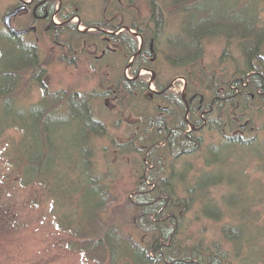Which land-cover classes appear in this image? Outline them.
<instances>
[{
  "label": "rangeland",
  "instance_id": "374dc122",
  "mask_svg": "<svg viewBox=\"0 0 264 264\" xmlns=\"http://www.w3.org/2000/svg\"><path fill=\"white\" fill-rule=\"evenodd\" d=\"M20 2L0 0V32L6 28L3 24L4 16ZM212 2L214 8L231 11L237 0ZM60 3L59 5V0L56 1V8H62L64 14L66 11H77L80 15L70 24L77 26L80 34H83L80 36L82 39L73 44L75 51L67 52L63 47L72 41L70 37L72 34H60L55 41L51 34L41 27L24 37L25 42L34 43L40 61L45 63V73L39 83L31 80V74L26 73L13 95L16 108L29 111L40 106L45 95L60 92L70 95L94 94L95 96L90 97L92 99L90 106L94 118L104 124L105 132L103 136L93 134L87 137L86 148L91 151V155L90 173L85 176L80 167L74 169L79 161L80 163L84 161V157L79 160L81 142L84 141L79 122L73 120L49 126L53 131L50 140L52 144H47L46 141L48 153L46 152L44 159L51 171L53 180L51 187L58 193V197L54 199L49 192V183L45 180H42L46 182L44 188L38 183L25 185L26 181L22 180L21 171L16 169L15 159L11 156L13 149L5 147V142L21 140L23 134L15 130L6 133L0 141V207L11 210L12 222L5 221L8 225L4 227L1 226L4 222L0 224V264H105L94 260L91 254H82L83 245L77 242L81 240L73 236L76 227L79 226V218L84 217V220H87L92 213L94 203L91 201L92 195L89 194L93 192L89 188L92 180L103 191H107L111 199L104 207L107 211L102 213L103 220L121 227L125 234L131 235L143 246L148 242V235L142 233L140 229L136 230L135 224L130 225L128 217L125 219L129 214L126 212L128 200L135 197L141 177L151 171L148 167L149 158L144 157L140 149L143 144L136 137L140 135L150 140L152 134V131L148 130L150 120L159 117V113L166 115L171 110V102L153 98L147 93L135 94L134 98L132 96L125 98L121 94L117 99L101 97L107 90L113 89L120 74H124L128 80L141 79L148 84L149 90L155 91L154 83L158 82L179 97L185 95L188 99L196 93L197 99L201 98L203 104L208 105L212 100L211 93L205 89L207 84L201 83L203 78H195L197 75L191 77L196 91L187 92L189 85L183 78L187 74L178 65H171L169 50L164 44H155L153 56L149 57L147 64H143L145 67L149 66L151 70L141 64L134 77L135 59H129L125 44L119 42L117 36L126 30L125 27L136 23L143 34L150 37L149 33L154 30V24L150 23L149 6L145 0H132L131 7L127 6L128 0H61ZM242 3L244 2L240 4ZM246 3L238 8L243 13ZM172 10L174 11L164 12L161 40L167 42L184 29L182 15L178 10ZM235 11L240 12L236 9ZM259 16L264 25V3L259 7ZM110 20L112 22L110 24L120 28L114 33L108 31L115 34L112 35L115 42L105 44L102 39L97 43L95 40L91 41V37L96 36V29L86 28L84 25L104 24ZM79 21L83 24H79ZM28 22L29 16L24 14L14 20L12 26L15 30H20L26 27ZM53 22L61 25L59 17H55ZM85 32L89 34L85 35ZM130 33L135 35L134 32ZM136 39L141 45V39ZM8 44L0 40V47L5 51L10 49L11 45ZM203 52L200 63L208 77L215 76V79L228 82L241 80L248 73L244 53L237 41L207 40L203 44ZM260 53L264 57V47ZM153 59L154 61L150 63L149 61ZM233 112L234 106L231 105L229 112L231 120L237 121L240 112L234 115ZM57 115L66 116L68 113L63 108L59 109ZM202 115L203 113L193 114L188 105L184 120L189 123L191 129L193 126L191 121L199 123L201 121L199 125L204 126L200 134L204 139L203 152L177 159L171 156L166 161L169 167L168 174L170 168H174L173 173L177 177L174 182L177 198L181 201L186 198L189 190L196 186L202 174L212 171V167H206L203 160L206 148L224 142L219 129H212L214 126H211L210 122L207 123ZM1 118L6 119L4 116ZM26 118V122L21 119L20 121L30 133L29 136H33L34 131H43L42 118L37 116V120L36 118L32 120L29 116ZM241 118L243 119L238 122L240 125L249 124L250 119L246 114ZM254 120L255 132H247L244 135L248 139L255 137L254 143L257 145L237 153L230 149L229 162L224 171L227 172L226 176L228 175L225 179L227 181L211 187L206 191L208 192L206 195L202 193L204 194L202 199L200 192L193 194L192 200L197 202L191 205L192 208L188 211L183 208L185 210L182 213L180 211L177 213L180 217L177 224V245L188 251L194 247L202 248L200 254L203 250L209 253L219 251L222 257L221 264H264V115L262 118L255 115ZM219 127L223 128L226 125ZM227 133L233 135V132ZM29 136H26V141L18 146L20 153L28 157L30 149L35 147L32 149V155L41 157L42 154L39 152L40 149L42 152L44 147L36 146L38 138L29 139ZM132 141L139 150L130 148L129 143ZM51 161L56 165L58 163L60 169H55L56 165L50 166ZM214 171L216 172V169H213ZM204 203L217 208L219 213L215 219L203 216L201 208Z\"/></svg>",
  "mask_w": 264,
  "mask_h": 264
},
{
  "label": "trees",
  "instance_id": "16d2710c",
  "mask_svg": "<svg viewBox=\"0 0 264 264\" xmlns=\"http://www.w3.org/2000/svg\"><path fill=\"white\" fill-rule=\"evenodd\" d=\"M128 1L127 6L131 7L132 0ZM145 1L149 6L150 23L154 24V30L149 31L150 37L145 36L136 23L125 27L130 31L134 30L135 35L125 30L117 36L119 42L125 44L129 59L139 53L133 63L136 66L134 77L137 75V71L140 70L141 64L142 66L147 64L149 57L153 56L155 44L167 46L171 65H178L187 74L183 78L187 80L189 85L187 88L188 93L196 91L194 84H192V76L197 75L195 77L197 79L203 78L204 80L201 83L207 84H205V89L212 95V100L208 105L203 104V102L201 104L202 100L201 98L197 99L198 94L196 93L186 101H188L193 114L203 113L207 123L210 122L211 126H214L212 129H219L220 133L223 134L224 142L218 146L213 145L206 148L203 160L206 167H212V171L202 174L196 186L189 190L186 198L183 201L179 200L174 183L177 177L173 173V167L170 168V174L167 173L169 167L166 165V161L171 156H175L177 159L203 152L204 139L200 134L204 130V126L199 125L201 121L200 123L191 121L190 123H193L191 130L189 123L184 120V115L187 112L185 105L187 103L182 96L172 94L169 88L161 86L158 82H155L154 85L159 93L150 92L146 82L141 79L128 80L124 74H120L113 85V89L107 90L101 97L117 99L121 94L125 98H130L135 94L147 93L153 98H161L169 103L171 102V110L166 115L159 113V117L150 120L148 127L150 128L148 130L152 131H150L152 133L150 140L148 138L144 139L140 135L136 137L143 144L142 147H139L142 149V155L149 158L148 167L151 168V171L150 174L141 177L135 197L128 200L126 212H129V214L125 219L128 217L131 221L129 224H135L136 230L140 229L142 233L147 234L149 240L143 246L135 241L131 235L125 234L121 227H117L113 222L108 223V220L106 222L103 220L102 213L107 211V209L104 210V207L110 203L111 199L107 191H103L94 180L89 183V188L93 190L92 193H89L92 195L91 201L94 203L92 213L87 220H84V217L79 218V226L76 227L73 236L82 241H77L83 245L82 254H91L94 260L105 264H221L222 257L219 251L209 253L203 250V253L200 254L202 248L197 249L194 247L188 251L177 245V224L180 222L177 213L192 208L191 205L197 202L192 200L193 194L200 192L202 199L204 194H208L206 191L211 187L227 181L225 179L228 175L226 176L227 172L224 171H226L229 162L230 149H234L237 153L245 148L257 145L254 143L255 137L248 139L244 134L255 132V115L258 118H262L264 115V62L256 60L259 58L258 56H261L260 51L264 47V25H262V19L259 16V7L264 3V0H237L231 11L214 8V4H211L213 3L212 0ZM241 2H247L244 13L238 9L244 5V3L240 4ZM254 3H257V5L255 6ZM172 9L178 10V13L182 15L184 29L180 30L177 36L167 42L161 40L162 29L164 28V12H173ZM235 9L240 12L237 13ZM44 26L46 27L47 24L44 23ZM52 26V29L48 32L55 41L58 40L60 34H72L70 36L72 41L64 44L63 48L67 52L75 51L73 44L80 41L82 39L80 36H83V34L67 27L63 29ZM118 29L120 30L116 27V31ZM95 35L91 37V41L95 40V43L101 41L103 37L102 41L105 44L115 42V38L107 33H96ZM90 36L92 35L90 34ZM136 38L142 39L141 45ZM214 39H225L227 42L237 41L240 43L241 51L244 53L246 65L249 69L241 80L226 82L222 79H215V76L208 77L204 73L200 63L204 53L203 44L207 40ZM0 40L11 45L8 44L10 46L9 51H5L0 47V141L9 130L22 132L23 137L21 140L5 142V147L13 149L11 156L15 159L16 169L18 168L21 171L20 174H22L23 179H20L25 180L27 186L38 183L44 188V184L49 183V192L54 199L56 196L58 197V193L51 187L53 186L52 175L49 166H46V159H44V155L48 153L46 146L50 143L51 134L53 133L49 126L54 123L62 124L73 120L79 122L80 132H82L84 138L80 146L79 160L84 157V161L81 163L79 161L78 166H75L74 169L80 167V170L87 176L90 173L89 158L91 155V151L86 148L87 137L93 134L103 136L105 132L104 124L94 118L90 106L92 100L90 97L94 94L70 95L60 92L45 95V99L40 106H36L29 111L17 110L13 95L18 85L23 81L26 73L31 74V80L39 83L45 73V63L40 61L34 43L25 42L24 39L9 34L5 29L0 32ZM152 61L154 59L149 62ZM253 64H255L254 67ZM256 64L259 65L256 66ZM145 68L151 70L149 66ZM193 98L195 100L191 101L190 99ZM216 98L218 99L214 101ZM231 105L234 106L233 115L238 111L240 112V117L236 118L237 121L231 120L229 114ZM1 108L4 110H1ZM63 108L66 109L68 115H57L59 109ZM245 114L250 119L249 124L240 125L238 122L243 119L241 117ZM2 116L6 119L1 118ZM28 116L32 120H35L36 116L42 118L43 131H34L33 136H29L30 133L20 121L21 119L26 122ZM167 118L170 119L167 120ZM221 125H226V127H219ZM227 131L233 132V135H228ZM26 136H29V139L38 138V141L35 142L36 146L44 147L43 151L41 152L40 149L39 152V154H42L41 157L38 158L32 155L34 146L30 149L28 157L20 153L18 146L26 141ZM133 143V141L129 143L130 148H136ZM136 149L139 150V148ZM259 159L261 160V157ZM52 165L56 164L51 161L50 166ZM55 169H60L58 163ZM213 169H216V172H213ZM21 182L23 183V181ZM79 195L77 196L79 197L78 205L80 208ZM201 209V213L207 219H215L219 213L217 208H213L211 204L204 203ZM10 211L7 207H0V224L4 222L1 226L8 225L5 221L10 220V223L12 222ZM80 211L82 212V209Z\"/></svg>",
  "mask_w": 264,
  "mask_h": 264
},
{
  "label": "flooded vegetation",
  "instance_id": "af4514ba",
  "mask_svg": "<svg viewBox=\"0 0 264 264\" xmlns=\"http://www.w3.org/2000/svg\"><path fill=\"white\" fill-rule=\"evenodd\" d=\"M21 2L14 8L10 9V11H8V13H6V15L3 18V24L6 27L5 30L11 34L16 36L17 38H21L24 39L25 36H27L30 33H34L36 32V30L38 28H43L46 29V31H50L52 29V25H54V28H56L55 26H58L57 24H55L54 18L55 17H59L61 19V25L58 26L59 28H63L65 29V27H67L70 30H74L75 32L80 33L77 29V26L70 24V22L72 23V21L74 20L75 17H79L80 15L76 12L73 11H66L65 14L61 9L56 8V1L57 0H20ZM61 0H59V5ZM21 8L22 11L14 18H12L11 23H10V28H8V26L5 23V17L7 15L12 14L13 12H15L17 9ZM28 15L29 16V22L28 25L26 27H22L20 30H15V28H13L12 26V22L14 20H16L19 16L21 15ZM50 22V24H49ZM44 23L47 24V26H44ZM112 23L111 20L110 22H105L104 24H89L84 25V27L86 28H95L96 29V33L98 34H103V33H107L108 35H115V34H111L108 31H112L113 33L116 31V26L110 24ZM79 24H83V22L79 21ZM52 26V27H51ZM66 28V29H67ZM85 35L89 34V32H85ZM104 39V37L102 38ZM58 44V43H57ZM257 60H262L260 58H258ZM263 61V60H262ZM264 62V61H263ZM153 93H159L156 90H150ZM218 98L214 99L217 100ZM191 101L195 100V98L190 99ZM186 103H188V101H186V98L184 100ZM213 101V102H214ZM203 101H201L202 104ZM204 115V114H203ZM202 115V117H203Z\"/></svg>",
  "mask_w": 264,
  "mask_h": 264
},
{
  "label": "water",
  "instance_id": "95a60500",
  "mask_svg": "<svg viewBox=\"0 0 264 264\" xmlns=\"http://www.w3.org/2000/svg\"><path fill=\"white\" fill-rule=\"evenodd\" d=\"M21 11H22V9L19 8L15 12H13L12 14L7 15L5 17V23L8 26V28H10V23H11L12 18L16 17ZM141 44H142V39H141ZM138 54L139 53H137L136 55H134L133 60L138 56ZM260 59H262L264 61V57L263 56H261Z\"/></svg>",
  "mask_w": 264,
  "mask_h": 264
},
{
  "label": "bare ground",
  "instance_id": "6f19581e",
  "mask_svg": "<svg viewBox=\"0 0 264 264\" xmlns=\"http://www.w3.org/2000/svg\"><path fill=\"white\" fill-rule=\"evenodd\" d=\"M126 30H128L129 32H134V31H130L129 29L126 28ZM133 59V58H132ZM183 100H185V95H182ZM187 108V112H188V104L186 105ZM191 126V125H190ZM192 127V126H191ZM193 128V127H192ZM192 130V129H191Z\"/></svg>",
  "mask_w": 264,
  "mask_h": 264
}]
</instances>
